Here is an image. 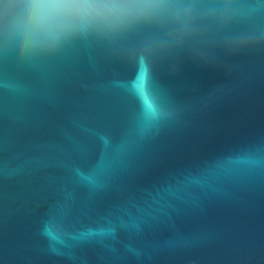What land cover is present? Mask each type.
<instances>
[{"label": "water", "instance_id": "1", "mask_svg": "<svg viewBox=\"0 0 264 264\" xmlns=\"http://www.w3.org/2000/svg\"><path fill=\"white\" fill-rule=\"evenodd\" d=\"M207 51L156 62L160 120L131 56L0 55V264H264V47Z\"/></svg>", "mask_w": 264, "mask_h": 264}, {"label": "clouds", "instance_id": "2", "mask_svg": "<svg viewBox=\"0 0 264 264\" xmlns=\"http://www.w3.org/2000/svg\"><path fill=\"white\" fill-rule=\"evenodd\" d=\"M259 7L237 0H0V55L35 66L62 58L80 46H103L133 57L147 69L151 120L171 113L153 87L156 62L185 48L201 58L223 34L233 53L264 47V31L233 37L231 25L250 20ZM137 42L135 47L130 44Z\"/></svg>", "mask_w": 264, "mask_h": 264}]
</instances>
